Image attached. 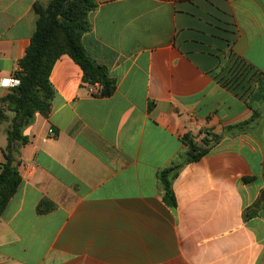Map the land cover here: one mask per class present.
I'll return each instance as SVG.
<instances>
[{
	"label": "crops",
	"instance_id": "obj_1",
	"mask_svg": "<svg viewBox=\"0 0 264 264\" xmlns=\"http://www.w3.org/2000/svg\"><path fill=\"white\" fill-rule=\"evenodd\" d=\"M48 1L0 0V79ZM95 2L81 41L116 90L94 97L68 56L56 60L50 113L24 131L21 182L0 216V264H264L263 149L225 130L260 112L225 80L238 62L264 80V0ZM208 132L222 138L180 170L166 204L157 173L185 136Z\"/></svg>",
	"mask_w": 264,
	"mask_h": 264
},
{
	"label": "trees",
	"instance_id": "obj_2",
	"mask_svg": "<svg viewBox=\"0 0 264 264\" xmlns=\"http://www.w3.org/2000/svg\"><path fill=\"white\" fill-rule=\"evenodd\" d=\"M96 7L95 0H49L45 6L39 3L33 5L35 31L17 63V71L12 75L19 79L20 84L0 97V125H6V145L2 149L0 163V216L21 182L20 151L28 144L24 131L36 115L46 118L50 113L54 90L49 75L56 60L62 55L68 56L81 70L83 82L91 88L98 87L97 91L92 92L94 97H110L116 90V81L108 75L104 66L87 54L81 41L82 36L91 29L88 15ZM234 64L252 82L255 81L254 73L246 65L241 62ZM259 83L262 85L264 80L257 82L256 94L262 89ZM225 84L235 88L242 85L241 89L248 95L252 91L246 92L244 84H232L227 78ZM252 111L249 120L227 127L226 132L231 135L248 134L258 126L261 113L255 109ZM221 138L208 132L200 141L190 136L182 139L186 152L178 154L166 168L157 173L158 186L166 204L175 205L172 183L180 170L207 155ZM43 206L44 203L38 207V213L47 212ZM49 209H53V206Z\"/></svg>",
	"mask_w": 264,
	"mask_h": 264
},
{
	"label": "rangeland",
	"instance_id": "obj_3",
	"mask_svg": "<svg viewBox=\"0 0 264 264\" xmlns=\"http://www.w3.org/2000/svg\"><path fill=\"white\" fill-rule=\"evenodd\" d=\"M228 80L230 79V83L234 84L235 82L244 84L247 87V90L252 89L251 94L248 96V98L252 99L253 97H259V99L262 100L261 106H260V113H261V119L259 120V125L255 128L251 129L249 131V134H251L254 139H257V142L262 146L263 154H264V91L262 89H259L258 94H256L257 90V84H253L248 75L241 69L237 67H230L227 71V77ZM232 78V79H231ZM232 86V85H231ZM261 86V84H260ZM245 94V92H244ZM3 138L4 143L6 145V137L5 133L3 132ZM261 138V140L259 139ZM263 203V201L260 199L258 200V204Z\"/></svg>",
	"mask_w": 264,
	"mask_h": 264
},
{
	"label": "built area",
	"instance_id": "obj_4",
	"mask_svg": "<svg viewBox=\"0 0 264 264\" xmlns=\"http://www.w3.org/2000/svg\"><path fill=\"white\" fill-rule=\"evenodd\" d=\"M8 80H11V81H19V79H17L16 77L14 76H11L9 78H7ZM6 79H0V81H4ZM19 84H20V81H19ZM19 86V85H18ZM16 84H9L7 86L3 85V84H0V89L1 90H5V91H10L16 87H18ZM90 92H94L93 88L90 87ZM54 137V130L52 128H48L47 132H46V136L42 139V142H45L46 140H48L49 138H52Z\"/></svg>",
	"mask_w": 264,
	"mask_h": 264
},
{
	"label": "clouds",
	"instance_id": "obj_5",
	"mask_svg": "<svg viewBox=\"0 0 264 264\" xmlns=\"http://www.w3.org/2000/svg\"><path fill=\"white\" fill-rule=\"evenodd\" d=\"M13 83L16 84L17 86L19 85V81H11V80H8V79H6L4 81H0V84H3L5 86H7L9 84H13Z\"/></svg>",
	"mask_w": 264,
	"mask_h": 264
},
{
	"label": "water",
	"instance_id": "obj_6",
	"mask_svg": "<svg viewBox=\"0 0 264 264\" xmlns=\"http://www.w3.org/2000/svg\"><path fill=\"white\" fill-rule=\"evenodd\" d=\"M260 199H261L262 201H264V192L261 193V195H260Z\"/></svg>",
	"mask_w": 264,
	"mask_h": 264
}]
</instances>
